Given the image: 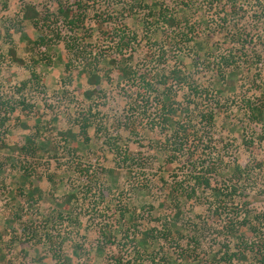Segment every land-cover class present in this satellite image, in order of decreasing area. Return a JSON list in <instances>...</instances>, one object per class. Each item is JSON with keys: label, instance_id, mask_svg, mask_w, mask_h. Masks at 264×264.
<instances>
[{"label": "rangeland", "instance_id": "374dc122", "mask_svg": "<svg viewBox=\"0 0 264 264\" xmlns=\"http://www.w3.org/2000/svg\"><path fill=\"white\" fill-rule=\"evenodd\" d=\"M59 1L74 3L0 0V97L16 104L0 135V264H60L67 259L73 264H117V258L121 264H151V259L154 264H202L219 258L226 244L221 225L230 214L223 213L221 206V217L213 212L218 200L210 189L187 203L176 225L170 215L157 219L164 212L160 204L170 184L185 181L189 186L191 176L203 170L209 171L211 188L219 189L220 198L229 204L224 211H230V204L239 208L246 202L252 214L260 213L263 233L264 116L261 123L252 121L249 107L264 106V1H240L246 17H234L220 33L216 27L223 26L221 17L203 0H191L212 57L204 59L203 50L193 61L192 48L178 57V66L185 73L193 71L208 92L193 97L185 86H174L173 91L178 103L193 100L191 108L212 106L214 123L210 128L198 126L204 133L196 142L194 162L173 157L168 164L164 151L170 150L167 145L174 138L161 119L163 85L157 79L162 66L158 54L152 55L154 49H164L165 30H149L147 10L120 7L122 0L86 1L84 24L73 28L58 17ZM25 4H33L41 13L36 24L23 19ZM109 13L116 23L106 20ZM233 24L245 27L238 30L239 42L231 41L238 38L232 35ZM43 35L46 44L32 43ZM122 36H128V43L121 48ZM77 41L84 48L68 57L66 44ZM9 47L25 64L11 59ZM89 53L105 56L98 65L100 72L95 71L102 76L97 85L101 92L91 99L83 95L91 88L87 73H78L83 55ZM229 55L238 63L222 67L221 72L212 67L220 56ZM110 58L119 66L125 62L130 74L119 76L115 64L108 63ZM171 60L167 59L165 70L175 65ZM68 61L72 82L65 69ZM33 70L38 83H30L20 93L16 88L31 78ZM22 99L28 104L26 110L17 104ZM86 121L93 130L79 134L76 145L61 135L68 129L79 132ZM30 136L40 146L34 157L22 150ZM236 164L247 170L240 178L235 175ZM24 166L31 168V184L41 190L36 201L28 198L29 185H23ZM70 194H76L78 201L65 204ZM58 206L62 219L50 214ZM121 210L124 221L119 220ZM134 215L137 221L129 228ZM167 230L171 234L166 237ZM74 244L82 247L80 256L72 252ZM182 247L197 261L182 258Z\"/></svg>", "mask_w": 264, "mask_h": 264}, {"label": "trees", "instance_id": "16d2710c", "mask_svg": "<svg viewBox=\"0 0 264 264\" xmlns=\"http://www.w3.org/2000/svg\"><path fill=\"white\" fill-rule=\"evenodd\" d=\"M86 1L89 3L90 0H74V3L70 5L63 4L61 1H59L57 9L58 17L63 18L66 23L73 28H78L79 25L82 26L84 24L83 20L85 19V13L87 12L86 9L89 5L86 4ZM203 1L210 10L214 11V13L221 17L223 26L220 28L216 27L218 32L220 33H223L224 30H226V24L234 17H246L245 13L243 12V8L239 3L242 0ZM190 2L191 0H169L168 2L167 0H122L120 2V7H126L127 9H131L136 5L141 7V9L143 10L146 9L147 17H145V19L149 20V30L152 29L156 31L158 29H164L166 32L164 49L163 47H158V49H154L152 51L153 56L158 54L159 59H157V61L160 63V66H162L159 78L157 79V84L163 85V100L159 101V109L162 115L161 119L163 122H165L167 130L171 132L172 137L174 138L171 143L167 145V148H170V150H168V152L164 151V153H167L165 154L164 162L166 164L170 163L173 157H175V159L183 158L188 162H194V154L197 150L196 142L200 139L199 136H201L200 127L203 129L205 126L210 128L214 123L215 109L212 106L209 105V107L206 106L199 109L196 104L194 108H191L190 105L194 103L193 100H187L185 105L183 103H178L176 102V93L175 91H173L174 86H185L191 92L190 94L193 97H199L200 94H202V91L208 92L207 88H205L206 90H202V87L195 79L196 75L193 71L185 73L178 66V57L187 53V50H192V48H194V50H192L194 52L193 61H197L198 59H200V52L203 50L205 51L203 54L204 59H207L208 61L212 57V55H209L211 54V50L208 47L209 44H207L208 41L207 39H205L206 37L202 38L201 36V30L203 28V24L201 23L202 20L193 14V12L198 11V9L192 8ZM47 17L44 18L47 19ZM40 18L41 13L33 4L24 5V20H28L31 23L36 24L40 20ZM110 19L114 21L112 14L109 13L107 14L106 20ZM233 25L236 31L232 35L238 38H232L231 41L239 42L240 36L242 34V32L240 31L245 29V27L241 29L236 28V24ZM216 28L215 31H217ZM11 29L12 28L8 29L9 37L12 31ZM239 29L240 31H238ZM127 37L128 36L120 37V46H127L126 43L128 42L125 41ZM46 41L47 39L43 35L40 36L38 42L34 41L32 43L46 44ZM66 45L67 51L69 52L68 57L71 56V51L76 54L84 48L83 46H80L79 41L75 42L74 44L68 43ZM121 48H118L119 51H122ZM9 55L13 61L19 64H25V61L23 59H19L16 57V51L12 47H9ZM77 55L75 56L78 57ZM88 56L89 57L83 55V66L78 69V73H87V81L91 88L85 90L83 92V95L86 98L91 99L94 95L100 94L101 92L100 89L97 88V85L101 83L102 76H100V74L95 71L98 70V72H100V69H98V65L100 63V59L101 61H103L105 56H102L100 54L92 55V53H89ZM171 58L175 60H173V63L175 65H172V67L168 66V68L165 70L164 65L167 64V62L171 60ZM32 61L35 64L38 63L35 59H33ZM176 61H178L177 65ZM108 63H110L111 65L115 64L114 69L116 70V72H118L119 76H127L128 74H130L129 67L125 62L119 66L116 64L117 61L114 58H110ZM233 63L236 64L238 62L233 58L232 55H229L227 57L220 56V62H218V64L216 65H213L212 67L214 68L215 66L217 70L221 72L222 67L232 66ZM239 63L244 62L241 61ZM69 65L70 61L65 64V69L69 73V82H72V74L70 73ZM208 65V67H210V64ZM106 69L107 68L103 69L102 71L105 72ZM38 80L39 76L33 70L31 72V78L29 80L23 81L21 84L22 87L16 89L20 90L21 93L26 86H30V83L37 84ZM17 104H19L20 106L22 105L23 110H26L28 108V104L25 102V99L18 101ZM263 107L264 106L261 107L255 104L249 107L252 121H255L257 123L263 122ZM15 110L16 104L14 102L1 101L0 97V135L2 133V128H4L6 123L11 119L10 117L15 112ZM23 126L26 127L25 124ZM91 127V122L86 121L84 123V127H81V130L79 132L76 133L72 129H68L64 133L61 132V135L64 134L65 137H68L72 141V143L76 145V138L79 136V134L80 136H85L87 134V130H93ZM201 133L204 132L202 131ZM85 140H88V138H85ZM22 150L23 152L28 153L31 157H34L40 150V146L36 145L35 137L30 136L26 144L22 146ZM22 169L23 171L21 172V177L23 180V185H29L28 187L30 188L28 198L30 197L29 199L31 201H36L40 197L41 190L38 186H33L31 184L32 181L29 180L30 175H32V171L30 170L31 168L24 166ZM234 169L235 175L236 173H238L239 178L242 174H245L247 172V170L242 169V167L238 164L235 165ZM86 171L89 172V169H86ZM101 171H105V169L102 168ZM208 174L209 171L206 170L195 172L191 176L193 183L189 186L185 185V181V183L177 181L172 182L170 184L169 192L166 195L165 201L160 204L161 209L159 210H163L164 212L159 213L157 219L160 220L162 217L170 215L171 218H173L172 224L176 225L175 223L179 220L187 203L196 198L197 195L200 197L201 193H204L205 191H207V189H210L218 200V205L216 206L217 209H214L213 212L221 217V213L218 212V207L221 206V210L223 211V213H229L230 216H227L226 220L223 223L224 225H221V227L224 229L226 240L224 251L219 258L214 257L210 262L208 260H203L202 264H264V232L262 233V231L260 230V213L252 214V211L247 208L246 202H241L242 206L239 208L238 206L230 204L229 207H232L230 211H224L229 210L227 209V207H225L229 204H226L225 200L220 198L221 193L219 189L211 188L212 178L208 176ZM232 189L233 194L231 195L234 196L236 194L235 186H233ZM72 200H74V202L78 201L76 194L68 195L65 199V204H70ZM52 213L54 218L58 217L59 219H62L63 217H65L60 206H58V208H52L50 214L52 215ZM124 213V210L120 211L119 220L124 221ZM70 217L71 215L69 214L68 218ZM130 217V221H128L130 223L129 228L135 226V223L137 221V215ZM77 218L78 217H74L76 221ZM124 223L127 222L125 221ZM180 231L181 229H178L176 233H181ZM168 233L171 234L170 230L164 232V236L167 237L169 235ZM101 234L102 237L108 240V236L106 235V231L104 229H101ZM145 236H148L150 238L155 237L154 235H151L149 233H145ZM79 250L82 251V247L74 244L72 252L77 254ZM77 255L80 256L81 254ZM181 257L186 259L193 258L194 261H197L194 258L195 256L190 254L188 248L186 247L181 248ZM59 262L60 261H58V264ZM116 262L117 264H121L120 258H117ZM130 263L131 262H127V264ZM154 263V259H151V264ZM60 264L73 263L70 259H67L65 262H61Z\"/></svg>", "mask_w": 264, "mask_h": 264}]
</instances>
